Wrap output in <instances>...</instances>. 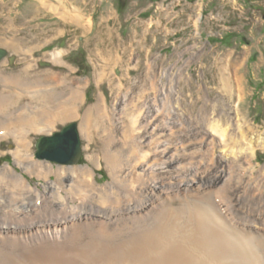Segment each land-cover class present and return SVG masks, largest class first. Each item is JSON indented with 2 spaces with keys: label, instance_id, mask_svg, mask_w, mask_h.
Segmentation results:
<instances>
[{
  "label": "bare ground",
  "instance_id": "obj_1",
  "mask_svg": "<svg viewBox=\"0 0 264 264\" xmlns=\"http://www.w3.org/2000/svg\"><path fill=\"white\" fill-rule=\"evenodd\" d=\"M112 54L102 63L116 57L115 65H120L123 56ZM221 60L223 71H233V77L220 81L222 91L240 103L241 65L238 60L232 65L231 53ZM172 67L164 73L167 80H157L148 60L145 85L127 87L131 95L121 96L120 110H109L101 97L81 117L80 133L89 144L100 143L95 157L108 170L106 184L97 185L88 167L64 164L55 172L62 184L56 176L46 197L11 168L0 167V222L16 219L24 225L48 212L54 217L36 220V227L30 223L24 238L11 234L9 224L0 225V264H264V180L252 185L246 167L253 169L254 152L264 148V138L258 132L250 135L253 127L238 118V105L225 108L219 99L202 96L195 114L186 111L179 87L187 78L185 69L174 74ZM115 68L104 66L96 77L97 82L108 80L118 96L129 72L117 75ZM15 76L8 77L5 87L24 85L22 91L39 105L33 110L25 106L19 119L6 115L11 122L2 120L0 108V136H14L16 162L25 173L40 177L45 166L28 162L25 133L78 118L84 88L55 78L42 90L47 84L25 86L22 76ZM155 90L156 98L145 99ZM11 126L23 130L11 132ZM37 143L36 159L49 162L37 158ZM38 198L44 201L35 208L32 202ZM64 213L69 215L61 218ZM29 239L32 244L24 245Z\"/></svg>",
  "mask_w": 264,
  "mask_h": 264
},
{
  "label": "rangeland",
  "instance_id": "obj_2",
  "mask_svg": "<svg viewBox=\"0 0 264 264\" xmlns=\"http://www.w3.org/2000/svg\"><path fill=\"white\" fill-rule=\"evenodd\" d=\"M76 16L80 17L79 21L75 19ZM0 49L6 51V56L0 60V108L5 114L3 121L11 122V118L22 117L25 106L33 110L39 105L37 100H31L26 89L22 91L24 85L21 83L20 87H5L3 83L12 75H16L14 80H17L18 75L22 76L21 79L26 81L25 86L27 82L33 85L38 81L47 84L44 86L46 89L43 87L42 90L50 88L55 78L61 82L67 81L73 88H84L85 98L79 107L78 118L25 133L29 146L28 162L39 161L45 166V173L40 177L25 173L22 164L16 162L12 153L16 149L14 136H0V167L11 168L15 175H21L31 188L43 192L46 197L49 195L47 189L58 176L57 169L67 164L36 159L35 144L42 137L63 132L74 122L81 155L71 165L88 167L92 173L94 171L97 185L109 181L103 161L95 157L99 155L100 143H88L80 133V119L101 97L109 110H120L121 96L128 95L129 99L131 95L129 87L140 83L137 89L134 87V90H138L145 85L148 60L157 70V80H167L164 73L171 66L173 73L185 69L187 78L182 80L179 87L186 96L182 104L186 111L195 114L203 102L202 96L219 99L220 104L224 102L225 108L238 105V118L253 127L254 132L250 135L254 136L258 132L264 138V0H0ZM60 52L61 55H57ZM111 53L113 56H123L120 63L122 67L115 65L116 57L106 64L102 63L111 57ZM229 53L232 54V65L236 64L235 60L241 65L238 76L244 95L240 103L237 102V96L233 103L222 91L220 82L230 75L233 77L232 67L228 69L230 73L222 69L225 64L221 58ZM102 66H107V71L116 66L114 74L117 75L129 72L126 79L122 80L124 90L118 96L108 80L97 82L96 76L103 70ZM25 67L27 71L23 72ZM235 84L232 80L231 85ZM14 88L22 92L23 96H16ZM66 92H71V89ZM153 92L146 95L145 99L156 98L157 91ZM7 108L12 109L10 113L6 112ZM6 115L11 116L5 119ZM19 127L11 126L8 129L20 132L23 129ZM215 154L219 155L220 150L216 149ZM254 156L253 169L249 170L246 165L248 181L252 185L264 180V148H256ZM62 180L59 181L61 184ZM260 193L264 204V187ZM43 201L44 198H38L32 204L38 208ZM104 207L100 209L105 210ZM68 215L64 213L61 218ZM36 220L44 223L54 220V217H50L48 212L46 216L23 222L24 225L16 224V219L1 221L0 225L9 224L11 234L24 238L29 237L24 231L30 223L37 226ZM30 240L22 242L30 246Z\"/></svg>",
  "mask_w": 264,
  "mask_h": 264
},
{
  "label": "water",
  "instance_id": "obj_3",
  "mask_svg": "<svg viewBox=\"0 0 264 264\" xmlns=\"http://www.w3.org/2000/svg\"><path fill=\"white\" fill-rule=\"evenodd\" d=\"M5 56L6 51L0 49V60ZM79 144L78 132L74 123L52 137H42L37 143L36 156L59 164L71 165L80 158Z\"/></svg>",
  "mask_w": 264,
  "mask_h": 264
}]
</instances>
